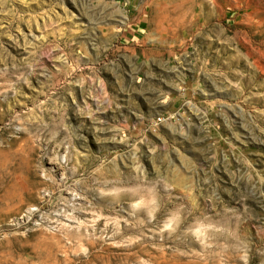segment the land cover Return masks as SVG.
Segmentation results:
<instances>
[{"label":"rangeland","instance_id":"rangeland-1","mask_svg":"<svg viewBox=\"0 0 264 264\" xmlns=\"http://www.w3.org/2000/svg\"><path fill=\"white\" fill-rule=\"evenodd\" d=\"M0 264H264V0H0Z\"/></svg>","mask_w":264,"mask_h":264}]
</instances>
